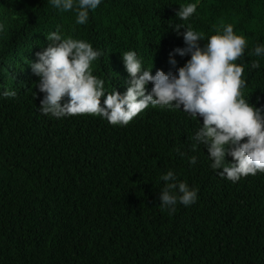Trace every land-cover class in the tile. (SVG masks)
<instances>
[{
    "label": "trees",
    "instance_id": "trees-1",
    "mask_svg": "<svg viewBox=\"0 0 264 264\" xmlns=\"http://www.w3.org/2000/svg\"><path fill=\"white\" fill-rule=\"evenodd\" d=\"M0 264H264V0H0Z\"/></svg>",
    "mask_w": 264,
    "mask_h": 264
},
{
    "label": "clouds",
    "instance_id": "clouds-1",
    "mask_svg": "<svg viewBox=\"0 0 264 264\" xmlns=\"http://www.w3.org/2000/svg\"><path fill=\"white\" fill-rule=\"evenodd\" d=\"M186 84L189 86V90H187L189 93V96L187 97V101L188 102H193L198 111L200 108V103H201V98L202 97H206V98H210L213 100H216V90L215 89H207L204 90V86L206 83L203 82L202 78L198 77V76H194L193 78H188ZM215 106L209 110L208 112H206L203 117H205L207 120L210 116V114L212 113V111L214 110ZM214 139L216 138H223L222 135L220 134H212Z\"/></svg>",
    "mask_w": 264,
    "mask_h": 264
}]
</instances>
